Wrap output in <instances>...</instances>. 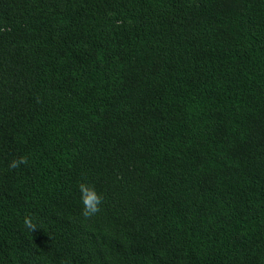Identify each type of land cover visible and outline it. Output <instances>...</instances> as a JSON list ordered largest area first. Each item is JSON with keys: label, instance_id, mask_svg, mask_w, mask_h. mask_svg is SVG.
I'll list each match as a JSON object with an SVG mask.
<instances>
[{"label": "trees", "instance_id": "16d2710c", "mask_svg": "<svg viewBox=\"0 0 264 264\" xmlns=\"http://www.w3.org/2000/svg\"><path fill=\"white\" fill-rule=\"evenodd\" d=\"M0 264H264V0H0Z\"/></svg>", "mask_w": 264, "mask_h": 264}, {"label": "clouds", "instance_id": "9594fccd", "mask_svg": "<svg viewBox=\"0 0 264 264\" xmlns=\"http://www.w3.org/2000/svg\"><path fill=\"white\" fill-rule=\"evenodd\" d=\"M28 163L27 157H20L17 160H13L9 164L10 169H14L19 167L20 165H26ZM80 194H81V202L83 205L82 216L87 220L96 216L99 212H101V205L103 204V197L99 195L94 186L81 182L78 185ZM25 228L31 232H35L38 230V226L33 222L31 217L24 218Z\"/></svg>", "mask_w": 264, "mask_h": 264}]
</instances>
